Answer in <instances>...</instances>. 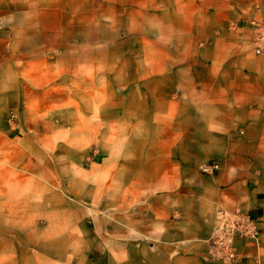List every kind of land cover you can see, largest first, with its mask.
Here are the masks:
<instances>
[{"label": "rangeland", "instance_id": "374dc122", "mask_svg": "<svg viewBox=\"0 0 264 264\" xmlns=\"http://www.w3.org/2000/svg\"><path fill=\"white\" fill-rule=\"evenodd\" d=\"M216 8L0 0V264H94L104 254L117 263L107 227L119 190L134 199L152 156L214 178L219 166L202 165H219L216 155L192 142L196 114L218 109L210 95L225 87L244 93L240 82L264 79L250 0L243 11Z\"/></svg>", "mask_w": 264, "mask_h": 264}, {"label": "crops", "instance_id": "0c3cea01", "mask_svg": "<svg viewBox=\"0 0 264 264\" xmlns=\"http://www.w3.org/2000/svg\"><path fill=\"white\" fill-rule=\"evenodd\" d=\"M252 1L250 20L264 15V0L258 12ZM215 3L217 11L225 14L234 6L243 11L249 0ZM252 27L250 24V31ZM250 48L253 50L251 43ZM247 83L240 82L238 87L246 92L233 95L227 94L231 90L224 86L228 92L210 95L214 98L209 101L218 109L208 111L204 108L208 104H202L195 116L193 133L198 135L192 142L198 149H209L205 154L216 155L219 168L214 178H206L195 163L187 171L177 172L173 158L163 163L152 156L150 163H143L142 183L135 189L134 199L129 201L127 191L119 190L117 221L107 227V238L117 244L119 261L104 254L98 255L94 264H206L216 210L231 211L237 206L248 210L260 227L250 241L237 243L246 254L243 264H264V79L250 76ZM211 149H220L221 156ZM177 180L183 181V187L176 189Z\"/></svg>", "mask_w": 264, "mask_h": 264}, {"label": "built area", "instance_id": "2783aa9c", "mask_svg": "<svg viewBox=\"0 0 264 264\" xmlns=\"http://www.w3.org/2000/svg\"><path fill=\"white\" fill-rule=\"evenodd\" d=\"M252 8L262 11L260 2H254ZM253 31L250 43L254 53L264 54V15H255L250 20ZM218 163L207 162L203 170L213 173ZM258 220L250 212L240 206L233 210L218 208L215 221L208 237L206 264H243L246 254L240 251L237 243L240 240L250 241L259 233Z\"/></svg>", "mask_w": 264, "mask_h": 264}]
</instances>
